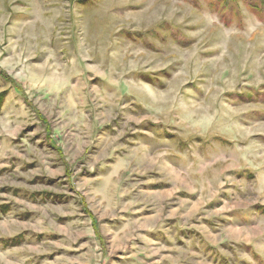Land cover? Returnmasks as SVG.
<instances>
[{
	"label": "rangeland",
	"instance_id": "obj_1",
	"mask_svg": "<svg viewBox=\"0 0 264 264\" xmlns=\"http://www.w3.org/2000/svg\"><path fill=\"white\" fill-rule=\"evenodd\" d=\"M0 264H264V0H0Z\"/></svg>",
	"mask_w": 264,
	"mask_h": 264
},
{
	"label": "trees",
	"instance_id": "obj_2",
	"mask_svg": "<svg viewBox=\"0 0 264 264\" xmlns=\"http://www.w3.org/2000/svg\"><path fill=\"white\" fill-rule=\"evenodd\" d=\"M2 98H3V96H2V94H0V105H1V102H2Z\"/></svg>",
	"mask_w": 264,
	"mask_h": 264
}]
</instances>
